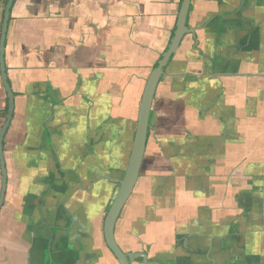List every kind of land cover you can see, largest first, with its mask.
I'll list each match as a JSON object with an SVG mask.
<instances>
[{"label": "crops", "instance_id": "0c3cea01", "mask_svg": "<svg viewBox=\"0 0 264 264\" xmlns=\"http://www.w3.org/2000/svg\"><path fill=\"white\" fill-rule=\"evenodd\" d=\"M182 3L14 0L0 264H119L104 221ZM188 27L116 237L160 264H264V0H192ZM7 113L0 66V134Z\"/></svg>", "mask_w": 264, "mask_h": 264}, {"label": "water", "instance_id": "95a60500", "mask_svg": "<svg viewBox=\"0 0 264 264\" xmlns=\"http://www.w3.org/2000/svg\"><path fill=\"white\" fill-rule=\"evenodd\" d=\"M191 2L192 0H183L181 10L178 16L176 30L171 40V43L169 47L166 49V51L163 53V55L161 56L157 65L154 67L147 81V85L139 109L137 131H136L134 145L132 148L130 159L128 162V166L123 179L119 180L120 187L118 193L116 194L104 221V235L107 246L109 247L110 251L114 254L119 264H132L136 256H138V254H134V253H125L121 249V247L119 246L116 240L115 228L118 222V218L126 202L130 198L140 175V171L145 155V150H146L148 130L150 128L151 108H152V103L157 85L161 77L164 75V69L167 63L169 62L173 54L180 46V43L184 35L186 33L194 32L187 27V19H188ZM13 3L14 0H7L4 11L1 38H0L1 74L8 97V113L6 115L7 119L0 134V158H1L2 175H3V186L0 195V209L3 206L5 200L7 183H8V172H7L6 162L3 152V140L7 132V129L11 123L15 110V97L6 73V66H5L6 38H7V31H8L10 14Z\"/></svg>", "mask_w": 264, "mask_h": 264}, {"label": "flooded vegetation", "instance_id": "af4514ba", "mask_svg": "<svg viewBox=\"0 0 264 264\" xmlns=\"http://www.w3.org/2000/svg\"><path fill=\"white\" fill-rule=\"evenodd\" d=\"M191 7V6H190ZM189 12H190V10H189ZM188 16H189V14H188ZM187 27H188V19H187ZM189 28V27H188ZM190 29V28H189ZM191 30V29H190ZM192 31H194L192 34H195L196 33V30H192ZM186 34H188V33H186ZM185 34V35H186ZM184 35V36H185ZM181 44V43H180ZM174 55V54H173ZM172 58V57H171ZM170 61V60H169ZM169 63V62H168ZM167 63V64H168ZM166 67H167V65H166ZM166 67H165V69H166ZM165 69H164V74H165ZM150 77V76H149ZM149 79V78H148ZM160 82V81H159ZM159 84V83H158ZM146 85H147V83H146ZM158 86V85H157ZM145 88H146V86H145ZM157 89V88H156ZM144 91H145V89H144ZM155 93H156V90H155ZM143 94H144V92H143ZM154 97H155V94H154ZM142 98H143V96H142ZM154 100V99H153ZM141 102H142V100H141ZM140 105H141V103H140ZM152 106H153V103H152ZM139 109H140V107H139ZM151 112H152V108H151ZM138 118H139V114H138ZM137 124H138V119H137ZM137 124H136V131H137ZM136 131H135V135H136ZM150 131H151V117H150V128H149V130H148V137H149V135H150ZM148 137H147V141H148ZM134 139H135V136H134ZM133 145H134V143H133ZM146 145H147V142H146ZM133 148V147H132ZM146 151V150H145ZM132 152V151H131ZM128 166V165H127ZM127 169V168H126ZM125 175V174H124ZM140 176V175H139ZM124 177V176H123ZM123 179V178H122ZM138 181V180H137ZM119 183V182H118ZM137 184V183H136ZM136 186V185H135ZM119 187H120V183H119ZM133 193V192H132ZM129 200V199H128ZM126 204H127V202H126ZM126 204H125V206H126ZM125 206H124V208H125ZM123 208V209H124ZM123 211V210H122ZM108 213V212H107ZM122 213V212H121ZM120 216H121V214H120ZM120 216H119V218H120ZM118 218V219H119ZM116 227H117V225H116ZM115 236H116V228H115ZM116 240H117V237H116ZM106 241V240H105ZM117 242H118V240H117ZM119 244V243H118ZM106 245H107V243H106ZM119 246H120V244H119ZM108 247V246H107ZM121 247V246H120ZM109 248V247H108ZM121 249H122V247H121ZM110 250V249H109ZM123 250V249H122ZM125 253H134V254H138V256H136V258H135V260L133 261V263L132 264H135V262L136 261H138V260H143L145 263H148V264H160V262L159 261H157V260H152V259H149L148 258V254L146 253V252H130V251H125V250H123ZM113 254V253H112ZM114 255V254H113ZM115 257V256H114ZM116 258V257H115Z\"/></svg>", "mask_w": 264, "mask_h": 264}]
</instances>
